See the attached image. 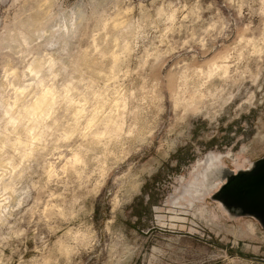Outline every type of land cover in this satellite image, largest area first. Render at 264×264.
Returning <instances> with one entry per match:
<instances>
[{"label": "rangeland", "instance_id": "374dc122", "mask_svg": "<svg viewBox=\"0 0 264 264\" xmlns=\"http://www.w3.org/2000/svg\"><path fill=\"white\" fill-rule=\"evenodd\" d=\"M263 170L264 0H0V264H264Z\"/></svg>", "mask_w": 264, "mask_h": 264}, {"label": "water", "instance_id": "95a60500", "mask_svg": "<svg viewBox=\"0 0 264 264\" xmlns=\"http://www.w3.org/2000/svg\"><path fill=\"white\" fill-rule=\"evenodd\" d=\"M257 177L258 178L255 177L254 180H252L250 183H248V185H245L244 187H241L237 191V195L239 197H242L246 193L256 191L257 186L264 183V170Z\"/></svg>", "mask_w": 264, "mask_h": 264}, {"label": "bare ground", "instance_id": "6f19581e", "mask_svg": "<svg viewBox=\"0 0 264 264\" xmlns=\"http://www.w3.org/2000/svg\"><path fill=\"white\" fill-rule=\"evenodd\" d=\"M116 27H118V25L116 24L115 25ZM104 53V52H103ZM116 54V53H115ZM115 54H114V56H112V58H114V63H115V66H116V64L118 63V59L117 58H120V57H116L115 56ZM112 55V54H111ZM118 56V55H117ZM120 60V59H119ZM44 98V97H43ZM48 101V100H47ZM37 107H38V109H39V112L42 110V105L40 104V103H37ZM46 109V108H45ZM93 140L95 141H97V139L96 138H93Z\"/></svg>", "mask_w": 264, "mask_h": 264}]
</instances>
